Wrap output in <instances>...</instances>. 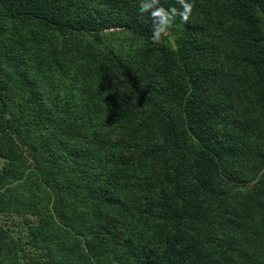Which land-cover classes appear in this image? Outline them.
Wrapping results in <instances>:
<instances>
[{
    "label": "trees",
    "instance_id": "16d2710c",
    "mask_svg": "<svg viewBox=\"0 0 264 264\" xmlns=\"http://www.w3.org/2000/svg\"><path fill=\"white\" fill-rule=\"evenodd\" d=\"M138 2L0 0V264H264V0Z\"/></svg>",
    "mask_w": 264,
    "mask_h": 264
},
{
    "label": "clouds",
    "instance_id": "9594fccd",
    "mask_svg": "<svg viewBox=\"0 0 264 264\" xmlns=\"http://www.w3.org/2000/svg\"><path fill=\"white\" fill-rule=\"evenodd\" d=\"M179 8L166 9L161 6V0H139L137 8L141 17H147L152 24L151 42L159 44L161 37L169 32L177 17L182 23H187L194 8L189 0H177Z\"/></svg>",
    "mask_w": 264,
    "mask_h": 264
},
{
    "label": "rangeland",
    "instance_id": "374dc122",
    "mask_svg": "<svg viewBox=\"0 0 264 264\" xmlns=\"http://www.w3.org/2000/svg\"><path fill=\"white\" fill-rule=\"evenodd\" d=\"M3 165V159L0 158V168L2 167Z\"/></svg>",
    "mask_w": 264,
    "mask_h": 264
}]
</instances>
